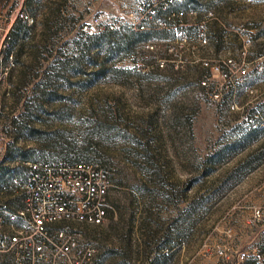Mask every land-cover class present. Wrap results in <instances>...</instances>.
<instances>
[{
  "label": "rangeland",
  "instance_id": "rangeland-1",
  "mask_svg": "<svg viewBox=\"0 0 264 264\" xmlns=\"http://www.w3.org/2000/svg\"><path fill=\"white\" fill-rule=\"evenodd\" d=\"M136 2L29 7L36 22L17 34L15 66L0 82V206H22L17 181L30 162H94L109 173L113 216L83 226L97 247L93 264H235L264 235L253 217L264 202V69L252 64L232 84L244 60L264 65V0H179L199 12L174 51L173 29L151 30L130 50L128 27L106 31ZM96 18L103 25L91 35L83 27ZM229 58L231 79L204 64ZM219 246L228 257L216 256Z\"/></svg>",
  "mask_w": 264,
  "mask_h": 264
},
{
  "label": "built area",
  "instance_id": "built-area-1",
  "mask_svg": "<svg viewBox=\"0 0 264 264\" xmlns=\"http://www.w3.org/2000/svg\"><path fill=\"white\" fill-rule=\"evenodd\" d=\"M30 0H7L5 6L0 2V82H6L15 66L13 53L9 52L11 34L15 24L22 21L33 26L35 17L29 11ZM135 12L130 11L117 22H108L104 28L109 30L128 27L135 31L151 28L168 27L161 20V14H167L168 21L173 22L176 32L175 45L168 46L174 51L177 45L183 48L188 39L184 34L186 27L193 24L187 22V16H197V11H171L179 0H136ZM217 19L213 11L208 12V20ZM150 24H154L150 26ZM98 18L84 24V30L91 35L102 26ZM200 43L207 39L199 36ZM263 56V55H262ZM260 58L243 61L233 86L242 83L247 77L250 66L256 64L262 70L264 65ZM165 61H161L164 65ZM236 61L229 58L223 65L204 64L216 74L232 78L229 68ZM225 66L228 67L225 69ZM207 86L208 82L203 81ZM218 95V94H217ZM0 100V157L4 152L1 142ZM245 121L253 128L259 124L254 117L246 116ZM261 126H264V121ZM29 175L17 181V188L22 194L23 204L18 208L0 206V264H93L97 247L84 236L83 226L104 224L110 217L111 207L108 202L110 178L108 171L100 164L87 161L52 162L35 161L29 163ZM257 221L264 222V202L253 212ZM264 235L262 245L245 248L237 252L235 264H264ZM216 256L228 257L227 249L217 247Z\"/></svg>",
  "mask_w": 264,
  "mask_h": 264
},
{
  "label": "trees",
  "instance_id": "trees-1",
  "mask_svg": "<svg viewBox=\"0 0 264 264\" xmlns=\"http://www.w3.org/2000/svg\"><path fill=\"white\" fill-rule=\"evenodd\" d=\"M33 1L34 0H30L29 1V7L30 8L33 5ZM177 5H178V1L171 8V11H176V12H179V11H184V12L197 11V9H195V8H189V5L187 6V3H186V7L183 8V9L181 8V6L180 7L179 6L177 7ZM197 12H199V11H197ZM160 19L166 21V23H167V26L168 27H165L164 28L165 30L166 29H173V28H171V26H173V22L172 21H168L167 14H165V13L164 14H161ZM31 27L32 26H28L25 23H23L22 21H18L15 24L14 30H13V32L11 34V42H10V48H9V52L10 53H12L11 50H13L12 48L16 44V39L15 38L17 37V34H22V35L25 36L27 34L28 30ZM156 29H158V28H151L150 30L148 29V30H142V31H135V30L130 29L132 31V34H133V39H131L130 42H128V45H127L128 46V50H130L132 43H135V42H138V41L150 40L153 37V34L155 32V31H151V30H156ZM114 30H116V29H114ZM184 30L190 31V30H196V28H195V25H192V26L186 27ZM224 30H226V29H223V31H222V33H221V36L222 37L227 36V33ZM106 31L107 32H113L112 30H109V29H106ZM198 31H199V29H198ZM173 32H174V35H175L174 37L176 39V32H175L174 29H173ZM94 37H96V36H94ZM90 38H93V37H90ZM172 39H174V38H170L169 37L168 41L171 42ZM170 44L171 43H169V45ZM21 49H20V53H21ZM262 130L263 129L252 130L251 133H250V135H249L250 138L257 136ZM95 226H98V225H95Z\"/></svg>",
  "mask_w": 264,
  "mask_h": 264
},
{
  "label": "crops",
  "instance_id": "crops-1",
  "mask_svg": "<svg viewBox=\"0 0 264 264\" xmlns=\"http://www.w3.org/2000/svg\"><path fill=\"white\" fill-rule=\"evenodd\" d=\"M0 2L2 3V6H5L7 0H0ZM261 245H262V242H261ZM246 248H249V247H246ZM263 249H264V246H263ZM247 264H251V263H247Z\"/></svg>",
  "mask_w": 264,
  "mask_h": 264
}]
</instances>
